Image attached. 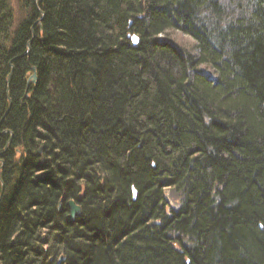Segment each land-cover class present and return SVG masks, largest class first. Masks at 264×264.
<instances>
[{"label": "trees", "instance_id": "1", "mask_svg": "<svg viewBox=\"0 0 264 264\" xmlns=\"http://www.w3.org/2000/svg\"><path fill=\"white\" fill-rule=\"evenodd\" d=\"M0 167V264H264V0H0Z\"/></svg>", "mask_w": 264, "mask_h": 264}, {"label": "water", "instance_id": "2", "mask_svg": "<svg viewBox=\"0 0 264 264\" xmlns=\"http://www.w3.org/2000/svg\"><path fill=\"white\" fill-rule=\"evenodd\" d=\"M42 17H43V15H42ZM42 17H41V19H42ZM131 39H132L134 44L138 43V39H137V37L135 35H133L131 37ZM32 72H33V74L29 77L28 82H31V83L35 84L36 77H35V74H34V69H32ZM2 187H3V185H1V188ZM135 195H136V192L133 190V196H135ZM67 207H68V213H69L67 215V217H66L67 221L73 222L75 218L80 217L81 209L77 205H75V203L73 201L68 202L67 203ZM60 208H61V205L59 204L58 209L60 210Z\"/></svg>", "mask_w": 264, "mask_h": 264}, {"label": "rangeland", "instance_id": "3", "mask_svg": "<svg viewBox=\"0 0 264 264\" xmlns=\"http://www.w3.org/2000/svg\"><path fill=\"white\" fill-rule=\"evenodd\" d=\"M12 6H14V5H12ZM14 9V8H13ZM15 9H14V13H15ZM16 14H15V16H14V18H15V20H17L16 19ZM172 37H174L176 40H178V41H182L184 44H186V45H189L190 44V42H191V40L187 37V36H184V35H180L178 32H175L173 35H172ZM76 205V204H75ZM78 206V205H77ZM79 207V206H78ZM69 214V213H68Z\"/></svg>", "mask_w": 264, "mask_h": 264}]
</instances>
